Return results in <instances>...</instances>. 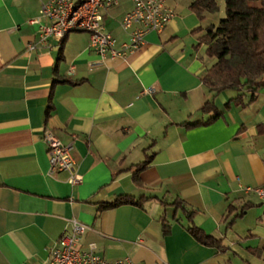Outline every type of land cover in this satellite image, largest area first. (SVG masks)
Returning <instances> with one entry per match:
<instances>
[{
  "label": "crops",
  "instance_id": "1",
  "mask_svg": "<svg viewBox=\"0 0 264 264\" xmlns=\"http://www.w3.org/2000/svg\"><path fill=\"white\" fill-rule=\"evenodd\" d=\"M46 2L0 0V264H47L72 220L87 227L79 248L93 247L109 262L264 264V207L245 191L264 185V135L256 131L264 124V86L245 108L230 102L227 109L238 92L203 86L216 61L199 38L218 24L210 21L215 13L200 20L192 0H169L175 17L161 33L147 34L124 59L93 65L100 59L85 33L39 42L29 21ZM130 10L124 1L103 15L117 47L128 42L120 21ZM53 80L80 84H58L50 99ZM207 101L223 118L184 127L211 117L201 112ZM44 129L72 143L78 184L67 172L50 173ZM146 155L152 160L138 185L133 174ZM121 195L157 200L99 210ZM176 199L224 251L198 244L181 212L160 202Z\"/></svg>",
  "mask_w": 264,
  "mask_h": 264
},
{
  "label": "trees",
  "instance_id": "2",
  "mask_svg": "<svg viewBox=\"0 0 264 264\" xmlns=\"http://www.w3.org/2000/svg\"><path fill=\"white\" fill-rule=\"evenodd\" d=\"M224 3V17L217 25H211L204 29V35L199 38V44L206 46L205 55L215 60V64L207 70L201 78L203 86L211 93L220 94L224 91H235L238 95L225 104V109L230 102L236 106L245 108L253 102L257 90L264 86V0H192L189 8L198 19L203 20L204 14H214L218 11V2ZM202 31V29H198ZM67 84L77 86L80 82L69 80H53L51 84L50 99L55 86ZM245 91L249 99L245 102ZM52 109L51 105L48 111ZM203 115H211L204 122L194 124L184 123L186 128L205 126L223 118V113L218 111L213 101H207L201 110ZM258 135H264V124L256 128ZM152 156L145 157L144 161L136 165L133 181L140 185L139 174L151 163ZM156 198L121 195L111 202L99 204V210L114 209L121 206H134L141 208L143 204ZM164 206H172L175 211L181 212L188 226L187 233L200 245L224 251L225 247L220 239L207 235L198 228L193 219L194 211H188L186 205L180 199L171 204L160 201ZM247 206L241 208V211ZM232 207L228 213L232 212ZM240 214L235 218L239 217ZM163 234H167L168 226L164 217L161 218ZM257 254V251H251Z\"/></svg>",
  "mask_w": 264,
  "mask_h": 264
},
{
  "label": "built area",
  "instance_id": "3",
  "mask_svg": "<svg viewBox=\"0 0 264 264\" xmlns=\"http://www.w3.org/2000/svg\"><path fill=\"white\" fill-rule=\"evenodd\" d=\"M127 1L131 10L120 21V28L128 37V42L116 46V40L104 30V13ZM169 0H47L39 11V18L29 21L37 25L39 42L49 39L64 41L69 34L82 32L89 36V50L101 60L106 58H126L141 49L144 37L149 33H161L175 17L168 6ZM33 47H30L32 49ZM41 141L46 147L51 174L67 172L68 182L78 184L72 157V143H63L57 133L44 129ZM247 193H254L264 207V185L247 187ZM87 227L75 220L70 221V231L63 233L50 250L47 264H129L128 261H106L90 247L87 251L79 248V242Z\"/></svg>",
  "mask_w": 264,
  "mask_h": 264
},
{
  "label": "rangeland",
  "instance_id": "4",
  "mask_svg": "<svg viewBox=\"0 0 264 264\" xmlns=\"http://www.w3.org/2000/svg\"><path fill=\"white\" fill-rule=\"evenodd\" d=\"M218 7H219L218 11L214 15L211 16L210 21H213V22L217 21L218 22L219 19L224 17V3L222 1H219ZM231 93H229V94H231Z\"/></svg>",
  "mask_w": 264,
  "mask_h": 264
}]
</instances>
